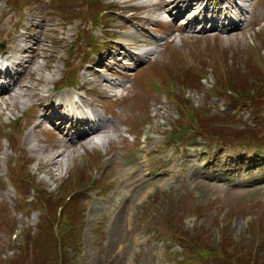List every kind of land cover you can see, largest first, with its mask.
<instances>
[{
  "label": "rangeland",
  "instance_id": "obj_1",
  "mask_svg": "<svg viewBox=\"0 0 264 264\" xmlns=\"http://www.w3.org/2000/svg\"><path fill=\"white\" fill-rule=\"evenodd\" d=\"M19 1L24 2L25 7L18 6L13 11L5 9L3 1L0 2V41L3 42L4 49H14L21 35L28 30L31 38L24 44L37 43L39 37L40 42L42 40L41 51H45L47 55H41L40 52L37 60L22 75L23 88L11 89V100L6 96L4 102L0 101V135L3 128L9 125L8 122L11 123V117L20 116L33 103L32 96H37L38 93L43 97L44 92L51 89L50 84H54L62 71L60 60L67 58L66 48L72 44L73 52L74 49L81 48L80 52L75 51L78 52L76 55L79 54L73 60L72 67L75 68L76 61L81 59L83 51L87 49L84 41L92 40L89 45L94 47L96 39L103 40V27L100 25L106 19L102 16L100 20L101 13L97 14L96 10L103 9V4H107L115 11L107 19L109 24L105 23L109 27V37L122 43L132 40L131 37L135 39L134 35H137L138 39L146 42L128 47L129 51L152 52L145 60L128 56L124 51L120 55L118 49L110 50L111 53L105 49L100 52L104 54V58L112 54V61L119 65L116 67L117 71L125 74L120 78L121 81L116 82L128 86L121 93L132 98L128 104L132 111L128 112L126 106L116 108L115 120L110 122L121 123L129 114L130 117L133 116L138 111L137 107L139 108L137 102H142L153 116L149 123L153 131L149 134L151 142L143 143V146L147 145L149 150H153V158L150 159L152 166L161 169L158 168L161 161L170 162H162V165H169L168 169L159 171L160 175L150 178L154 179L153 182L144 184L143 155L134 152L137 150L120 148L114 154L107 155L106 159H98L102 166L105 164L98 169L91 164L90 159L95 153L103 156L106 148L95 150L97 152L93 155L84 149L90 154L87 156H79L81 149L76 148L73 155H69L72 151H66L67 161L60 160L62 153L59 160L56 156L53 157L55 163L58 161L60 164L58 168L47 166L37 173V162H41L40 166L44 167L47 157L45 151L59 149L61 143L39 134L37 130L31 132L28 126L30 116L26 115L20 123L24 126L26 122L27 125L19 147L25 150L32 162L27 172L23 169L22 176L28 175L38 188L51 192L53 198L49 199L48 204L52 206V210L47 213L51 222L48 224L46 218L44 224L37 226L38 212L26 214L24 211L25 208L29 210L28 205H37L41 196L35 197L34 194L35 202L30 203L33 194L29 191L30 184L27 182L22 181L21 187L25 192L26 202H30L19 204L20 199L6 179L8 161L14 158L15 166L18 167L19 154L12 148L11 153L8 142L0 136V264H53L54 255L58 253L54 239L62 232L64 223V217L60 218V213L57 212L62 204L65 206V217L69 220L62 237L64 244L78 241L70 252V256L76 257L77 264H178L184 258L191 264H200L199 258L193 256L192 251H184L178 243L171 244L170 225L174 228L175 224L183 234L193 230L194 239H203L207 250L213 251L218 242L223 244L224 239L228 240L222 249L223 258L227 260L225 264H254V261L255 264H264V253L259 258L255 256L254 261L250 258V255L254 258L256 246H264V162L255 163L253 148L246 150L238 147L248 142L255 133L258 134L259 144L264 143V24H259L264 20V0H245V15H240L235 10L229 13L231 17L240 19L239 24H242L241 28L245 32L211 31L197 35H190L189 30L192 28H183V32L177 29H181L189 16L197 18L204 14V8L207 11L215 10V4H211L213 0H194L196 6L192 11L191 0H176L180 3L177 7L180 13L172 7L167 13L160 12L161 15L154 11V15L165 24L143 23L142 17L153 11L132 12L135 7V3L131 2L133 0H52L51 3L50 0ZM185 11L189 13L185 15ZM171 14L179 16L176 18ZM223 14L227 15V12ZM223 14H216V17L225 23ZM127 16H130L133 26L126 24ZM80 28L87 29L89 34H83ZM76 33L82 42L73 43ZM136 59L142 61L137 62ZM160 64L166 71L156 81L177 94L179 92L180 102L186 105L184 108L193 110L195 127L191 129V137L184 153L178 149L180 155L174 153V146H166L168 139L165 135L172 128L171 124L179 119V106L164 92L153 87V82L150 88L152 96L146 94L145 87L142 86L151 68H155L157 75L161 73L157 70ZM56 68L58 72H55ZM182 70H186L190 76L184 77ZM178 72L180 73L177 74ZM173 74L177 75L175 78L183 87L182 91L177 82L169 79ZM108 76L106 78H110ZM88 77L86 74L85 78ZM201 77H204L202 81L199 79ZM92 79L96 78L92 76ZM114 81L112 79L113 83ZM187 83L192 86L188 87ZM103 85L111 86L110 82ZM211 86H217L220 96L213 91L216 97H211ZM224 86L248 94L241 97L238 104L232 105V110H226L227 98L223 95L228 88L224 89L222 95ZM221 111L228 115H220L218 112ZM252 124H256L257 129H248ZM53 128L63 136L58 127ZM239 130L248 133H237L241 132ZM7 132L11 134L10 130L5 133ZM13 132L14 128L12 134ZM27 134L30 135L26 141L24 138ZM237 134L249 138L239 141L235 138ZM197 135H203L207 143L199 138L195 139ZM217 138L225 140L219 147L215 145ZM31 146H36L37 150L30 151ZM163 148L164 152L161 153ZM135 160L138 162L135 163ZM178 168L181 169L180 172ZM177 172L181 173L179 177L171 178ZM76 177H80L79 183ZM99 178L105 184L104 189L109 187L106 185L113 187H110V192L97 196L91 192L86 199L81 194L80 202L77 201L79 206L77 202L72 205V202L65 200L69 194ZM155 231L160 232L159 235H154ZM228 252H233L232 258ZM207 259L216 264L217 261L220 264L222 262L217 254H212Z\"/></svg>",
  "mask_w": 264,
  "mask_h": 264
},
{
  "label": "bare ground",
  "instance_id": "obj_2",
  "mask_svg": "<svg viewBox=\"0 0 264 264\" xmlns=\"http://www.w3.org/2000/svg\"><path fill=\"white\" fill-rule=\"evenodd\" d=\"M131 2L135 3V5H141L142 8L145 10L153 11L151 14H148V15L145 14V17H142L143 15L141 16L143 23L158 21V19H160L159 17L154 15V11L155 12L157 11V13L160 14V12L162 11L167 12L168 10L167 8H169L171 5H173L174 7H177L176 0H133ZM150 2L152 4H149ZM221 3L225 4L226 9H230V7L233 5V3L229 0H216L217 5H220ZM191 4L194 5L195 3L192 2L190 3V5ZM149 7H152V8H149ZM217 12L219 13L220 11L217 10ZM126 19H127L126 24L127 25L130 24V26H133L134 23L130 22L129 20L130 18L126 17ZM193 20L194 19L189 20L183 26V28H187L188 26H190ZM233 22L234 21L230 18V21H229L230 27L234 29L238 28V25ZM212 24L215 25L216 21L215 20L212 21ZM239 31H242V30H239ZM108 32H109V27L105 25L103 29L102 37L110 38ZM21 36H22L20 37L21 39L18 40V42L14 45V49L12 48L10 49V51H7L6 49L0 50V60H4L12 65L13 64L15 65L17 62L16 60H18L17 64H19V66H21L24 69V72H26L29 66L32 64V62H35V60H37L36 58L40 56L39 52L41 51L42 40L40 42L39 37H37V46L26 45L24 43L28 41V39L31 38V35H29L28 32H26L24 35H21ZM134 36H135V39L134 37H131L132 40L125 41L122 43L118 41V45H115V46L118 47L119 51L122 50L126 53V55L132 56L130 52L128 51V47H131L132 45L137 44V43L146 42V41L141 40L140 38L138 39L137 35H134ZM114 41L116 40L114 39ZM21 45H24V46L21 47ZM105 46L107 45H102L101 49L102 50L105 49V51L110 52V48H107ZM113 48L117 49L115 47ZM102 50L100 52H102ZM100 52H98L97 58L89 61V64L83 67V69H85L91 76H94V78L96 79H91V80L86 79L83 73L82 75H80V78L77 79V84L73 85L72 89L68 91L55 93L51 91L50 89L45 92L43 91L44 92L43 97H40L38 93H37V96H32L33 98L31 100L33 103H31L28 107L32 109L34 112L30 120V123L32 125V131L37 130L39 134L48 136V138L52 137L56 141H59L61 143V147L59 149L53 148L50 151H45V153L47 154V157L45 160L44 167L40 166L41 162L40 163L37 162L38 170H43V168L47 166L58 168L60 164L58 161H56L55 163L53 157L56 156V158L58 159L59 157H61L60 153H62L63 157L60 160H66L65 158L66 151H72V153L69 152V155H73V152H75V149L78 147H81L85 150H89L91 148V145H94V146L96 145L95 142L93 141L94 138H96L101 143L102 146L109 147L108 155H111L112 153L114 154L120 148L132 149L133 147H136L140 144L139 137L140 135L145 133L144 125L149 124L153 116L149 114L148 112L149 110L147 109V107H144V105H142V102H137L139 108L137 107V104L135 103L134 105L137 107L138 111H136L133 114V116L130 117V114H129L128 117L124 119L121 123L113 124L112 122H110L111 120L113 121L115 120L116 113L114 112V110L116 108L126 106V110L128 112L132 111V108L128 105L129 102L132 100V98L128 97V94L121 93V92H124V90L127 88L124 85L122 86L120 84L121 82L119 83L112 82V79L113 80L115 78L117 79L116 76H112L113 74H115L116 68H107V70L112 75L109 74L108 72L106 76L109 75L110 78H106V76L97 73L93 69L94 65H97V64L103 65L107 62H110L108 60L110 58L109 56L110 54H108L104 58V54H100ZM151 54L152 52H149V51L142 52L140 58L146 59ZM21 56H25V57L28 56L30 58L25 61L24 59L21 58ZM65 63H68V61L65 60ZM115 66L118 67L117 64H115ZM154 76L155 75L151 77L153 78ZM0 77H2L1 74H0ZM10 77H11L10 75L8 74L6 75V78H10ZM147 79H148V76H146L142 86L145 87V93L149 94V91L146 87ZM56 81L54 82V84L56 83ZM22 82H23V76L16 79L11 85L1 86L0 101H3V99L6 96L7 98L9 97L8 100H11V98L13 97V95L9 96L11 89L13 90V88H16V89L21 88ZM109 82L111 86L108 85L104 87L103 83L107 84ZM118 85L120 86L117 87ZM72 94L76 95L77 97L76 102L72 101L71 99ZM5 101L7 104V99H5ZM83 108H87V110L90 112L91 119L85 116L84 113L81 114L80 112H79L80 117H81L80 120L74 119L72 115L65 114V112L67 111L71 112L74 109L80 110L82 112ZM104 115H110V118H107ZM101 119H103L106 123L103 122ZM46 122L49 123L47 125L48 128L43 126V124ZM123 125H127L128 128L124 130L122 128ZM53 127H58L57 129L63 133V136L59 134V132H57V130H55ZM81 128H88V132H82ZM72 130H74V134L80 135L77 141H73L70 138V132ZM125 132L133 134L135 136L133 143L129 142L128 138L125 135ZM158 134H162V132L161 133L158 132ZM27 138L28 136L26 137V139ZM148 140H149V137H148ZM35 150H37L36 146H31L30 151L34 152ZM160 152L161 153L164 152V148ZM148 155L149 153L146 154V156ZM29 161H31L30 156L25 155V162H29ZM142 165L144 167L143 162H142ZM163 166H164V169L166 170L168 169L169 165L164 163ZM178 172H180L179 169H178ZM180 174L181 173L177 175L173 174L171 178L176 179L179 177ZM168 176H169V172H168ZM142 177H143L142 179H144L142 180L144 184H147V182H153L154 180V179L148 178L146 175L143 174V168H142Z\"/></svg>",
  "mask_w": 264,
  "mask_h": 264
},
{
  "label": "trees",
  "instance_id": "obj_3",
  "mask_svg": "<svg viewBox=\"0 0 264 264\" xmlns=\"http://www.w3.org/2000/svg\"><path fill=\"white\" fill-rule=\"evenodd\" d=\"M8 3H10V0H6ZM14 3L16 5L20 4V1L19 0H14ZM182 75L184 77L187 78V76H190L189 73L187 71H184L182 70L181 71ZM261 74V72H260ZM249 78V77H248ZM189 80V79H188ZM258 82H255L256 85H259L257 84ZM190 84V83H189ZM187 85V84H186ZM192 85V84H190ZM228 88L229 91L231 93H233V95L235 97H228V96H225L223 95V92H224V89ZM263 87H261L262 89ZM217 86H215L214 88V91L216 92V94H218L220 96V91H217ZM245 94H248V93H242V91L238 92L237 90H235L234 88L232 87H229V86H224L222 87V95L224 98H227V102L228 104H232V105H236V103H239V100L241 99V97L243 98V96ZM248 100L246 99V102ZM234 102V103H233ZM241 102V101H240ZM227 104V105H228ZM229 106V105H228ZM237 133H248V132H237ZM257 133L253 134L249 140V142H254V143H258L259 144V139L257 138ZM235 138L238 139L239 141H243L245 140L246 138H249L248 137H244L243 134H237L235 135ZM218 140H222L221 138H217ZM225 141V140H223ZM259 148L261 149H264V145H259L258 146ZM80 177H76V181L77 183H79L81 181V179H79ZM39 238H41V236H38ZM179 239H181V237H179ZM224 243L227 245V241L226 239H224ZM78 241H75L74 243H67V244H64L65 243V240L64 238L60 235L59 236V240L58 239H54V244H55V250H57L58 253H56V255H54V260H53V264H77L75 262V258L71 257L70 256V253H68V250L71 251V250H74V247L76 245ZM221 244V250L223 249V247L225 246V244ZM193 244L197 247H201V244H204L203 243V239H201L200 237H197L196 241L193 240ZM230 247H232L231 245H229ZM197 247H192V249H198ZM234 249V248H233ZM59 250V251H58ZM227 250V249H226ZM201 251V250H200ZM223 251V250H222ZM234 251V250H232ZM264 253V246L262 244L258 245V247L256 246L255 248V254H254V258L252 257V255H250V258L251 260H255V256H257L258 258ZM251 254V252H250ZM233 252H231V254L229 255L230 258H232L233 256ZM209 256H207L208 258ZM253 258V259H252ZM254 264H255V261H254Z\"/></svg>",
  "mask_w": 264,
  "mask_h": 264
}]
</instances>
